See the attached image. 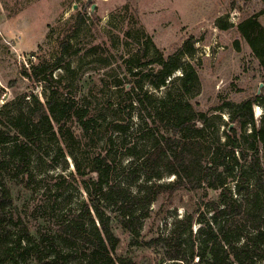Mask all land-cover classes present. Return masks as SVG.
<instances>
[{"label":"trees","instance_id":"trees-1","mask_svg":"<svg viewBox=\"0 0 264 264\" xmlns=\"http://www.w3.org/2000/svg\"><path fill=\"white\" fill-rule=\"evenodd\" d=\"M84 21L80 15L60 34L56 59L42 58L31 64L30 71L23 70L33 82L44 83L48 91L46 100L43 102L26 92L20 99L32 97L29 109L19 105L10 115L0 108V264H139L131 256L117 254L119 238L106 208L115 209L119 223L136 243L143 236V220L150 215L152 202L161 194L172 196L181 189H206L207 195L208 188L221 191L217 200L207 202V210H201V203L197 202V212L175 218L167 232L149 242L162 244L167 258L175 264H260L261 261L264 264V123L256 124L252 108L259 102V95L219 106L228 109L230 123L224 132L225 139L217 134L210 143L206 140L211 120L208 112L196 111L188 101L173 98L170 93L161 99L150 96L158 102L156 114L166 121L163 127L170 133L161 134L151 149L143 153L137 145L124 150V156L139 161L136 165L132 163L130 169L137 173L142 166L149 174L137 185V190L122 181L115 183L112 177L119 169L116 160L119 149H125V136L133 128L134 103H144V97L139 94L133 97L132 91L142 90L145 82L155 88L165 86L168 78L180 69L182 87L189 89L197 75L191 64L183 62V57L192 53L188 43H193L194 38L167 57L148 59L144 49L143 57L148 60L131 67V75L137 77L135 84L131 91H122L114 108L123 116L100 121L91 114L88 104L69 94L61 98V91L67 86L62 77L54 76L57 68L70 69V58L77 52L74 40ZM238 29L264 68V27L258 15L241 22ZM96 49L97 45L91 48ZM153 64L159 68H147ZM116 85H121V81ZM231 124L234 125L229 130ZM75 125L81 129V136L77 135ZM248 126L251 131L247 133ZM155 130L159 134L161 128H151L142 137L154 134ZM47 134H59L66 142L88 198L74 206L66 204L62 207L65 216L49 228H40L39 236H35L21 218H15L17 207L7 181L14 176H33L36 148ZM87 140L97 150L89 170L84 171L76 153ZM166 174L176 178L162 182ZM229 178H235L236 186L241 187L238 193L234 194L229 186ZM58 194L55 203L63 196L62 192ZM195 222L200 224L197 232L193 228Z\"/></svg>","mask_w":264,"mask_h":264},{"label":"rangeland","instance_id":"rangeland-1","mask_svg":"<svg viewBox=\"0 0 264 264\" xmlns=\"http://www.w3.org/2000/svg\"><path fill=\"white\" fill-rule=\"evenodd\" d=\"M80 15L85 21L74 40L77 52L70 58L71 67L69 70L57 68L54 76L62 77L67 86L62 89L61 98L69 94L88 104L91 114L100 121L123 116L114 108L122 91H131L135 84L137 77L131 75V67L148 59L167 57L194 38L193 45L188 43L192 53L183 57V62L191 64L197 75L189 89L182 87L179 78L183 70L180 69L168 78L165 86L155 88L145 82L142 90L132 91L133 97L138 94L144 97V103H134L133 128L125 136V149H119L116 159L119 169L113 173V182L122 181L137 190V185L149 174L142 166L137 173L130 169L132 163L136 165L139 161L124 156V150L137 145L143 153L151 149L161 134L170 133L163 127L166 121L156 114L160 107L158 102L150 96L161 99L170 93L173 98L188 101L196 111L208 112L211 115L206 138L209 143L217 134L225 139L229 112L227 108H218L225 102L239 103L259 95V102L252 108L256 124L264 123V68L238 29L241 22L253 15H258L264 27V0H93L88 4L86 0H0V108H5L10 115L19 105L29 109L32 97L20 99L26 92L43 102L46 100L48 91L44 83L33 82L23 70L30 71L31 64L42 58L56 59L60 34ZM12 40L15 44L9 45ZM94 45L97 49L92 51ZM144 49L148 59L143 57ZM32 55L35 59L30 58ZM150 66L159 68L157 64L147 68ZM138 69L140 67L134 68ZM119 80L121 85H116ZM157 126L161 128L159 134L155 130L154 134L142 137V133L147 130L150 133V129ZM234 126L238 128L237 123ZM75 129L81 136V129L76 125ZM250 131L248 126L246 132ZM36 150L33 176H14L7 183L17 207L14 208L15 218H21L30 233L39 236L40 228H49L65 216L62 207L86 200L88 192L76 173V160L61 135H43ZM96 150L87 140L81 152L76 153L84 171L89 170ZM175 178L166 174L161 181ZM234 179L229 178L228 184L235 194L241 187L236 186ZM220 191L208 188L206 195V189H181L172 196L161 194L152 202L150 215L143 220V236L136 243L132 242V234L119 223L115 209L106 208V215L111 218L119 238L117 254L131 256L139 264H175L167 258L162 244L149 241L167 232L175 218L197 212V202L201 203V210H207V202L217 200ZM59 192L63 196L55 203ZM199 227L195 222L194 232Z\"/></svg>","mask_w":264,"mask_h":264},{"label":"water","instance_id":"water-1","mask_svg":"<svg viewBox=\"0 0 264 264\" xmlns=\"http://www.w3.org/2000/svg\"><path fill=\"white\" fill-rule=\"evenodd\" d=\"M86 1H87V4H88V3L92 2L93 0H86ZM94 6H95V4L93 3V4H92V8H93V9H94ZM261 85H262V84H261ZM233 125H234V124H231V125L229 126L228 129L230 130L231 127H233Z\"/></svg>","mask_w":264,"mask_h":264},{"label":"built area","instance_id":"built-area-1","mask_svg":"<svg viewBox=\"0 0 264 264\" xmlns=\"http://www.w3.org/2000/svg\"><path fill=\"white\" fill-rule=\"evenodd\" d=\"M8 44H9V45H13V44H15V41H13V40H12V41H11V42H9ZM30 58H32V59H35V56H34V55H32Z\"/></svg>","mask_w":264,"mask_h":264}]
</instances>
